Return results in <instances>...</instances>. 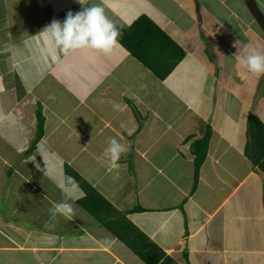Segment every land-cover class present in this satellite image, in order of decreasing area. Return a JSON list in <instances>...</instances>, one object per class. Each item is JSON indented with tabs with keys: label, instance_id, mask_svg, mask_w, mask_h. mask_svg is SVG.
Segmentation results:
<instances>
[{
	"label": "crops",
	"instance_id": "1",
	"mask_svg": "<svg viewBox=\"0 0 264 264\" xmlns=\"http://www.w3.org/2000/svg\"><path fill=\"white\" fill-rule=\"evenodd\" d=\"M94 5L123 28L145 15L184 55L158 79L119 42L49 53L43 30ZM253 52L264 33L245 0H0V264H146L83 207L91 188L179 264H264V174L246 154L264 76L240 63ZM110 138L127 148L115 166Z\"/></svg>",
	"mask_w": 264,
	"mask_h": 264
},
{
	"label": "trees",
	"instance_id": "2",
	"mask_svg": "<svg viewBox=\"0 0 264 264\" xmlns=\"http://www.w3.org/2000/svg\"><path fill=\"white\" fill-rule=\"evenodd\" d=\"M115 28L120 33L118 42L158 79H163L184 55L183 50L145 15L138 17L127 28L118 26ZM37 119L36 139L38 140L43 134L44 125V117L40 108L37 109ZM247 129L246 154L252 158L253 164L264 174V124L253 113H250L247 118ZM209 136L210 129H207L204 136L192 144L195 152L192 190L196 188L198 168L205 158ZM68 173L71 172L68 171ZM90 190L88 197L83 199V207L94 217H99L106 228L121 239L141 260L146 264H179L131 224L125 218L127 212L117 211L109 203L99 198V194L94 189ZM97 199L99 202H104L112 215H120L119 219L109 224L103 221L99 215L102 208L98 205ZM136 210L141 209L135 207L130 211Z\"/></svg>",
	"mask_w": 264,
	"mask_h": 264
},
{
	"label": "clouds",
	"instance_id": "3",
	"mask_svg": "<svg viewBox=\"0 0 264 264\" xmlns=\"http://www.w3.org/2000/svg\"><path fill=\"white\" fill-rule=\"evenodd\" d=\"M79 2L83 4L85 0ZM41 35L49 53L54 55L56 46H60V52L67 56L72 50L82 48H93L110 54L118 44L120 33L104 15L103 8L94 5L76 14L69 12L63 23L53 20ZM53 40L55 45L52 43ZM44 50L43 48L42 51ZM240 63L257 77L264 76V55L253 52L246 59H240ZM108 143L109 147L105 151L111 154L110 162L115 166L121 155L127 152V148L116 138H110ZM68 180L74 183V187H78L73 178L69 177ZM60 187L63 190L64 186ZM55 208L56 211L71 218L70 205L59 204Z\"/></svg>",
	"mask_w": 264,
	"mask_h": 264
},
{
	"label": "water",
	"instance_id": "4",
	"mask_svg": "<svg viewBox=\"0 0 264 264\" xmlns=\"http://www.w3.org/2000/svg\"><path fill=\"white\" fill-rule=\"evenodd\" d=\"M246 6L256 21V23L260 26L262 32L264 33V14L262 11L259 9L256 0H245ZM252 160V158L250 157Z\"/></svg>",
	"mask_w": 264,
	"mask_h": 264
}]
</instances>
